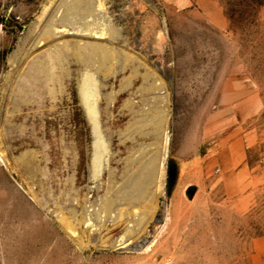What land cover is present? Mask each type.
<instances>
[{
    "label": "rangeland",
    "instance_id": "obj_1",
    "mask_svg": "<svg viewBox=\"0 0 264 264\" xmlns=\"http://www.w3.org/2000/svg\"><path fill=\"white\" fill-rule=\"evenodd\" d=\"M63 1L0 0V264L245 262L264 234V189L243 211L231 166L241 135L249 165L264 161V0H102L76 30L44 37ZM67 41L108 43L124 60L109 75L74 63L52 98L15 110L19 75ZM130 99L169 116L165 195L109 215L110 180L122 186L135 145L154 149L133 131Z\"/></svg>",
    "mask_w": 264,
    "mask_h": 264
},
{
    "label": "bare ground",
    "instance_id": "obj_2",
    "mask_svg": "<svg viewBox=\"0 0 264 264\" xmlns=\"http://www.w3.org/2000/svg\"><path fill=\"white\" fill-rule=\"evenodd\" d=\"M95 6L101 8L103 6V1L100 0L98 5H96V0L63 1L61 6L63 10L61 17L56 21L53 19L48 20L43 36H53V29L55 27L76 30V25L92 16ZM91 24L92 23L87 22L82 24L81 27L84 29V31H91V33L94 35H105V29H95V31L93 30L94 28H90ZM106 30L109 32L110 37L113 38V29L108 27ZM121 60H124L122 59V56L114 50V47L109 46L108 43L106 44L95 41H87L81 44L80 42L67 41L64 44L58 46L56 49L51 50L39 57L27 67V70L23 74H20L19 77L16 76L19 78V80H16L11 87L14 89L12 91L10 90V93L13 95V98L10 102L15 110L18 111L27 106H36L40 102L44 103L48 97L52 98L54 96L56 87L58 85H62L63 80H65L66 74L63 73H66V68H71L73 65H76L74 63L80 65L81 68H91V70L95 69L94 71L98 74L99 72H106L109 75V73L113 72L116 68L115 62L120 63ZM136 71L137 68L134 67L132 72L136 73ZM143 81H145V84L141 88V91H149L148 93H150V91H152L155 86L150 84L149 76H146V74ZM128 83L130 84V82ZM128 83L127 85H129ZM137 86L139 85L137 84ZM100 95L101 94H99V96ZM136 104L137 103H134L131 100V102L128 101L127 105H124V107L127 108L130 113V124L135 127L134 130L131 129L130 132L133 130L135 134L141 136L144 139H152L153 143L151 144V147L153 146L154 149L153 151H149V148L143 147L142 144L135 145L137 146V150L134 151L133 155L129 156L126 161L125 170H122V186L118 190H115V183L114 181L111 182L110 180L111 185L109 189L107 188L108 193L102 198L101 204L102 210L109 215L113 214L118 208L120 209V206L141 205L147 201H157L161 196L165 195L166 162L170 144V135L168 131L169 116L164 114L160 106V102L157 100L154 102H145V109L142 108L143 106H137ZM89 106L91 109V115H94V118L97 121L99 116L96 117V113H94L95 107H93V103L90 102ZM26 159L27 158H25V160ZM144 223V218L142 219L140 216L136 221V226L141 227ZM146 235L148 236V234ZM127 241H129V239H125L117 243L116 246L125 248L131 244L130 241ZM145 241L146 237L138 243L141 245L144 244ZM142 247L143 249L147 250L150 248V245H147L146 247L143 245ZM134 248L138 249V247Z\"/></svg>",
    "mask_w": 264,
    "mask_h": 264
},
{
    "label": "crops",
    "instance_id": "obj_3",
    "mask_svg": "<svg viewBox=\"0 0 264 264\" xmlns=\"http://www.w3.org/2000/svg\"><path fill=\"white\" fill-rule=\"evenodd\" d=\"M261 14L264 16V7ZM248 137V136H247ZM246 136H237L233 147L237 149L236 158L231 166L236 176L237 189L243 193L244 201H240L242 210L247 211L255 205V192L264 189V161L254 166L246 161ZM251 144V143H250ZM246 261L242 264H264V234L250 237L245 249Z\"/></svg>",
    "mask_w": 264,
    "mask_h": 264
}]
</instances>
